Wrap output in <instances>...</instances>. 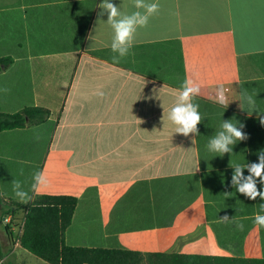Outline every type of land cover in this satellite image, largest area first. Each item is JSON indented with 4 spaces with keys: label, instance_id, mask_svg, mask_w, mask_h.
Wrapping results in <instances>:
<instances>
[{
    "label": "crops",
    "instance_id": "1",
    "mask_svg": "<svg viewBox=\"0 0 264 264\" xmlns=\"http://www.w3.org/2000/svg\"><path fill=\"white\" fill-rule=\"evenodd\" d=\"M101 2L0 0V58L14 59L0 75V111H49L44 123L0 134L1 261L31 264L19 236L10 237L4 226V209L24 204L13 180L32 200L78 198L69 246L264 259V227L254 222L264 201L246 198L230 183V166L256 162L264 149L258 118L264 74L247 59L264 53V0H146L159 11L118 62L107 15L97 23ZM112 2L122 12L136 11L134 0ZM172 40L183 44L182 70L146 65L145 53L134 49ZM102 50L109 51L91 54ZM185 79L201 87L193 101L203 117L197 136L175 133L167 120ZM220 86L227 107L214 101ZM242 89L253 96L255 111L240 97ZM228 119L242 123L249 138L220 157L207 144ZM36 171L47 184L32 193ZM224 215L244 230L219 222Z\"/></svg>",
    "mask_w": 264,
    "mask_h": 264
},
{
    "label": "trees",
    "instance_id": "2",
    "mask_svg": "<svg viewBox=\"0 0 264 264\" xmlns=\"http://www.w3.org/2000/svg\"><path fill=\"white\" fill-rule=\"evenodd\" d=\"M134 49L145 53L146 65L170 66L173 64L178 69H184L181 41L150 43L136 46ZM108 51L102 50L91 54L96 58ZM247 59L255 61L264 74V53L248 56ZM13 62L14 59L10 56L1 57L0 75ZM48 116L49 111L40 107H28L15 114L0 111V134L5 131L24 129L30 124L44 123ZM77 206V197L43 195L27 204H16L4 214L14 215L20 211L25 212L19 235L20 245L28 253L48 264H264V259L143 254L137 251L69 246L66 242V232L72 225ZM5 229L11 237L10 226H5ZM2 259L0 252V260ZM1 264L14 263L5 260Z\"/></svg>",
    "mask_w": 264,
    "mask_h": 264
},
{
    "label": "clouds",
    "instance_id": "3",
    "mask_svg": "<svg viewBox=\"0 0 264 264\" xmlns=\"http://www.w3.org/2000/svg\"><path fill=\"white\" fill-rule=\"evenodd\" d=\"M158 3H147L146 0H134V8L136 11L128 14L121 11L112 0H102L98 8L99 17L107 15L106 23L111 27L113 36L111 40V51L115 54L113 60L118 62L121 58L129 55L130 50L134 46L137 30L148 25L149 18L159 11ZM7 91V89H4ZM201 87L198 83L191 79H185L180 89L175 95V101L170 110L167 111V120L175 125V133L185 137L189 134L199 135L198 125L202 122L203 117L199 112V105L194 103L195 97L200 95ZM226 92L223 86L216 89L214 101L227 107ZM98 95H103L99 92ZM240 97L246 101L251 112L255 111V100L247 89H242ZM164 110V109H163ZM249 114V113H248ZM260 124L264 125V116L258 117ZM164 116L162 117V121ZM140 123L143 121L139 120ZM244 125L238 122L233 123V119L223 120L221 130L209 139L207 148L210 152L217 153L223 157L225 154L233 152V146L237 141H246L249 136L243 131ZM258 160L256 162L247 163L244 166H230L233 169L231 176V186L236 192L242 194L250 200H256L257 197L264 201V149L257 153ZM247 169L248 175H244ZM258 183L262 186L258 189ZM47 184L46 178L42 171L33 173V183L31 184L32 193L39 192ZM13 192L19 202L27 204L32 200V196L26 191L22 183L18 180L12 181ZM225 196L231 193L225 192ZM260 211L264 213V203L260 204ZM221 223H234L239 231L244 230L243 223L236 222L234 218L224 215L219 218ZM255 224L264 227V214L257 213L254 218Z\"/></svg>",
    "mask_w": 264,
    "mask_h": 264
},
{
    "label": "rangeland",
    "instance_id": "4",
    "mask_svg": "<svg viewBox=\"0 0 264 264\" xmlns=\"http://www.w3.org/2000/svg\"><path fill=\"white\" fill-rule=\"evenodd\" d=\"M0 198L2 201V196H0ZM9 208H11V206L6 207L3 212L8 211ZM2 214L3 213L0 210V217L2 216ZM24 217H25L24 211L17 212L16 214L13 215L12 218L9 217V215L4 217L5 218V220H4L5 225L4 226H7V225L10 226V232L12 233V235H14L15 238H17L21 234V227L23 225ZM2 237H3V233L0 234V239H2ZM25 253H26V256L28 257L31 264H48V263L44 262L43 260H40V259L36 258L35 256L29 254L27 251Z\"/></svg>",
    "mask_w": 264,
    "mask_h": 264
},
{
    "label": "built area",
    "instance_id": "5",
    "mask_svg": "<svg viewBox=\"0 0 264 264\" xmlns=\"http://www.w3.org/2000/svg\"><path fill=\"white\" fill-rule=\"evenodd\" d=\"M2 263V261L0 260V264Z\"/></svg>",
    "mask_w": 264,
    "mask_h": 264
}]
</instances>
